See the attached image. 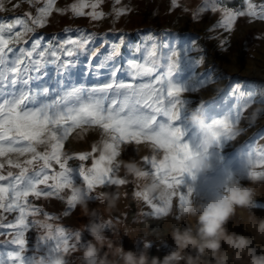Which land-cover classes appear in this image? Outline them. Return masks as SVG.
Here are the masks:
<instances>
[{
  "label": "rangeland",
  "instance_id": "obj_1",
  "mask_svg": "<svg viewBox=\"0 0 264 264\" xmlns=\"http://www.w3.org/2000/svg\"><path fill=\"white\" fill-rule=\"evenodd\" d=\"M46 3L47 0H33L32 3L25 0H11L9 3L5 0L7 10L0 11V23L11 22L18 17L23 18L25 13L35 16L38 14L37 9L45 6ZM74 3L86 5L83 9L84 16L76 17L72 13L71 5ZM94 3L97 4L95 11L105 13L103 18L92 20L88 15L93 11L91 5ZM13 5L19 6L13 7ZM250 5H254L255 10L259 12L261 5H264V0H244V6L241 9L228 7L222 0H176L175 6L172 0H119V2L117 0H55L51 15L46 18L45 26L36 27L34 33H29L26 37L28 44H10L9 47L30 48L32 40L37 37H43L42 44L51 43L57 46L69 37L77 38L91 34L93 41L88 45L89 50L100 49L98 56L92 58V70L89 71L85 54L73 58L62 57V59H73L76 63L60 74L56 73L55 66H49V75L43 79L50 81V87H56L57 79L61 81L60 87H63L68 79H71L73 83H85L88 86L107 82L110 71L114 69H119L116 80L126 83L150 82L156 75H164L166 79L186 89L184 93H181V97L188 103L180 119L173 122V127H179L183 132L180 143L192 141L193 152H199L202 149L205 138L189 123L188 119L194 109L202 110L208 125L219 119L235 123L236 111L240 110L242 118L232 129L234 138L221 135L217 141H214L207 153L208 163L219 164L244 156L243 158L255 161V163L251 161L249 170L264 171V20L252 19L244 15L237 17L231 31L219 26L224 18L222 9L247 13ZM212 8L217 10L211 11ZM57 9L64 11L61 13ZM121 9L128 11L117 17L115 13ZM17 30L20 28L14 31ZM9 35L11 34L5 32V38ZM121 37L123 45L120 53L108 61L107 67L100 69L99 75H96V64L108 55L111 51L110 46L113 43H119ZM153 48H155V55L149 56ZM172 51L181 53L180 68L174 69L172 75L167 76L169 63L176 59L171 57ZM132 60L138 62L149 60L150 66L154 65L157 71L149 77H144L143 80L133 81L127 75L128 64ZM257 112L260 113L258 118L255 117ZM84 129V131L76 129L69 135L61 150L62 157L65 154L75 156L80 152H91L93 143L100 141L102 130L98 126L85 125ZM139 146H142L141 149L136 148L132 151L124 148L119 161H135L144 170V166L140 163L141 158L145 155L151 156L152 151L147 142ZM38 150H43L42 146L38 147ZM93 155L98 158V153ZM7 158L17 159L16 155L11 153L9 157H0V162H5V168L0 169V173L6 175L8 170L18 172V169L9 168L6 163ZM29 158H31L30 154L19 157L21 161ZM79 163L81 162L77 159H72L69 161V166L76 168ZM83 163L86 168L90 167L91 157ZM54 170L58 171L59 166L54 165ZM115 176L124 178L128 183L122 186H97L94 195L99 199L94 202L88 201L89 209L95 211V222L105 225L103 229L112 244L121 246L126 251L136 252L148 245L150 257L163 258L174 247L171 238L173 229L177 226L183 228L193 224L194 219H184L182 213H178L177 198L173 200V209L169 216L154 218L151 215H145L144 213L149 209L134 196L136 190H145L144 180H137L122 168L115 173ZM0 183L6 182L0 181ZM245 183L238 184L248 186ZM184 186H180L181 192H184L185 187L186 190L189 188ZM76 187L83 190L82 178L77 177ZM223 188L224 191L226 186ZM223 191L220 190L219 193ZM65 192L70 194V190ZM106 192L120 194L118 205L114 209H108L101 199L102 194ZM263 196L264 194L255 195V207L252 209L253 213H259L261 216H264ZM5 203H8L7 198ZM20 203L27 205L26 222L29 223V229L25 232L26 244L21 253L22 256L32 257L33 264H40L42 256L45 258L49 256L47 246L41 244L37 247L38 237L47 235L49 230L37 228L32 223L43 221L51 224L53 230L63 227L67 233L82 234L83 243H80L76 249H70L69 253H60V258L64 264H83L81 250L91 240L88 230L90 218L81 212L79 206L65 216L66 203L55 197L42 195L36 198L30 195ZM34 209L40 211L34 213ZM18 215V210L6 213L0 209V223L5 225L14 223ZM177 215L180 216L179 219L175 218ZM249 215L250 212L247 209L238 210L237 215L229 220L226 226L228 231L253 237L254 233L246 230V220ZM18 230V228L7 227L0 229V232L5 233L0 234V252L5 253L6 264H12V260L6 255L7 251L20 250L19 246L10 243L17 238ZM254 246L258 251L264 249V239L255 238ZM101 255H107L111 259L108 247L102 250ZM187 255L195 257L196 253L190 250ZM181 264L184 262L182 261Z\"/></svg>",
  "mask_w": 264,
  "mask_h": 264
},
{
  "label": "snow or ice",
  "instance_id": "obj_2",
  "mask_svg": "<svg viewBox=\"0 0 264 264\" xmlns=\"http://www.w3.org/2000/svg\"><path fill=\"white\" fill-rule=\"evenodd\" d=\"M8 2L11 3V0ZM25 2L32 3L33 0ZM54 3L55 0H47L45 6L37 9L38 14L35 16L25 13L23 18L0 23V157L15 154L17 159L7 158L6 163L10 169L19 170H8L6 175L0 173V181L6 182L0 183V209L6 213L19 211L14 223H0V229H19L17 238L10 243L19 246L20 250H9L6 253L12 264H33L32 257L21 255L25 248V232L29 229V223L26 222L27 205L20 201L26 200L30 195L36 198L42 195L55 197L66 203V216L78 206L77 177L83 180L84 188L80 190L84 197L89 202L98 200L99 197L94 195L97 186H122L128 183L124 178H117L115 173L122 151L129 145L139 146L147 142L152 151V155L143 156L140 163L144 166L142 175L150 178L158 186V191L134 192V196L149 209L145 215L154 218L169 216L174 198L178 199V213H182L184 206L191 202V188L185 194L180 191V186L185 173L193 175L186 167L192 150L188 144L180 143L183 135L181 128L173 127V122L180 119L188 103L181 97V93L186 90L184 87L166 79L164 75H156L150 82H118L116 76L119 69L110 71L107 82L88 86L68 79L60 87L61 81L57 79L56 87H50V81L43 79L49 75V66H55L56 73L60 74L76 63L73 59L62 57L73 58L85 54L89 71L92 70V58L98 56L100 49L89 50L88 45L93 41L91 34L69 37L57 46L51 43L42 44L43 37H37L32 40L30 48L9 47L10 44H28L26 37L29 33H34L36 27L45 26ZM172 4L175 6L176 0H172ZM84 7V3H74L71 11L76 17L84 16ZM91 7L93 11L88 15L92 20L105 16L102 11H95L97 4L94 3ZM6 10L5 0H0V11ZM57 11L63 13L64 10ZM127 11L121 9L115 15L119 17ZM222 11L224 18L219 26L227 31L232 30L238 16L248 15L252 19L264 20V5H261L259 12L254 5L249 6L247 13L233 12L227 8ZM17 28L20 30L14 31ZM5 32L11 35L5 38ZM122 45L121 37L119 43L110 46L111 51L95 66L96 75H99L100 69L107 67L108 61L120 53ZM152 55H155V48L149 53V56ZM180 55L181 53L172 51L171 57L176 59L169 63L167 76H171L174 69L180 68ZM150 64L149 60L129 61L128 77L136 81L151 76L157 69ZM236 117L235 123L219 119L208 125L213 130V141H217L221 135L234 138L232 129L242 118L240 110L236 111ZM85 125L98 126L102 130L100 141L93 143L91 152H80L75 156L65 154L62 157L61 150L69 135L76 129L84 131ZM40 146L43 150H38ZM93 153H98V158ZM25 154H30L31 158L21 161L19 157ZM90 157L91 166L86 168L83 162ZM72 159L81 162L78 167L69 166ZM249 164L251 166V162ZM54 165L59 166L58 171L54 170ZM4 168L5 162H0V169ZM249 177L254 181L259 180L264 178V171L249 170ZM41 185L44 187L41 188ZM65 190H70V194H66ZM39 211L34 209V213ZM175 218L179 219L180 216ZM32 223L37 228L49 230L47 235H41L37 239V247L43 244L49 250V256H42L40 264H64L60 253H69L70 249H76L83 243L80 232L70 234L63 227L53 230L51 224L43 221ZM101 227L104 228L105 225L101 224ZM52 253L56 255H51ZM4 255V252H0V264H6Z\"/></svg>",
  "mask_w": 264,
  "mask_h": 264
},
{
  "label": "clouds",
  "instance_id": "obj_3",
  "mask_svg": "<svg viewBox=\"0 0 264 264\" xmlns=\"http://www.w3.org/2000/svg\"><path fill=\"white\" fill-rule=\"evenodd\" d=\"M259 112L255 114L258 118ZM189 123L204 136V143L199 152H193L186 161V167L193 174H200L208 168L207 153L213 146V130L206 124L202 110L194 109L189 115ZM117 173L121 168L134 177L144 180L148 192L158 191V186L142 175L143 170L135 161H119ZM77 205L81 212L90 218L89 240L81 250L83 264H264V249L258 251L254 246L255 238L264 239V218H257L252 209L255 207V195L250 186L238 183L227 185L215 199L206 202L187 203L182 209L184 219H194L193 224L183 228L177 226L171 233L174 247L163 258L148 254V246L141 251L124 250L112 244L105 230L94 220L95 211L90 210L88 200L77 189ZM101 199L108 209L117 207L118 192L103 193ZM247 209L250 215L246 220V230L254 233L253 237L229 232L226 225L238 210ZM226 246V247H224ZM108 247L110 256L101 255ZM194 251L196 256L187 255Z\"/></svg>",
  "mask_w": 264,
  "mask_h": 264
},
{
  "label": "bare ground",
  "instance_id": "obj_4",
  "mask_svg": "<svg viewBox=\"0 0 264 264\" xmlns=\"http://www.w3.org/2000/svg\"><path fill=\"white\" fill-rule=\"evenodd\" d=\"M191 142L192 141H186V142H182V144L185 143L188 144L190 149L192 150L193 146H191ZM141 147L136 145H129L126 147V150L132 151L135 150L136 148L141 149ZM211 156L212 154L210 155V157ZM243 157L240 158L237 157L236 160L234 161L232 160L233 162L228 160L223 163L219 161L221 162L219 164L208 163V168L204 172L200 174H193L194 178L193 175H189L188 173H185L183 177V183L181 184V186L185 185L191 188L192 190L191 194L193 195V196L190 195L191 202L200 203L215 199L219 196L220 190L223 191L224 189L223 187L225 186L227 187V185L229 184L239 183V182H246L247 185L253 189L254 195L262 196L264 194V178L255 181L251 180L249 177V169H250L249 162L253 160L250 161L249 159ZM248 158L250 157L248 156ZM213 162H215V160ZM253 162L255 163V161ZM188 189L186 190L185 187L184 190L185 194L188 193ZM254 215L257 218H264V216H261L259 213H254ZM226 226H228V223Z\"/></svg>",
  "mask_w": 264,
  "mask_h": 264
},
{
  "label": "trees",
  "instance_id": "obj_5",
  "mask_svg": "<svg viewBox=\"0 0 264 264\" xmlns=\"http://www.w3.org/2000/svg\"><path fill=\"white\" fill-rule=\"evenodd\" d=\"M222 2L231 8L241 9L244 6V0H222Z\"/></svg>",
  "mask_w": 264,
  "mask_h": 264
}]
</instances>
